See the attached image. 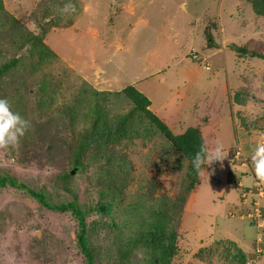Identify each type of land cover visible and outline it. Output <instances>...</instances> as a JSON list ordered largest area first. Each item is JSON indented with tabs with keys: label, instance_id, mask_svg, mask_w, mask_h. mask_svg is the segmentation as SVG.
<instances>
[{
	"label": "rangeland",
	"instance_id": "1",
	"mask_svg": "<svg viewBox=\"0 0 264 264\" xmlns=\"http://www.w3.org/2000/svg\"><path fill=\"white\" fill-rule=\"evenodd\" d=\"M64 1L3 0L5 10L40 34L60 61L39 69L36 77L12 76L0 91V97L7 96L9 101L17 96L27 101L23 115L35 135L0 148V174L43 192L53 205L71 200L80 206L95 205L99 166L84 164L66 182L61 179V174L73 168L64 161L65 126L54 131L53 139L36 136L38 118L30 101L44 80L56 83L57 104L68 98L82 101L77 90L85 81L107 93L100 95L107 96V109L125 114L131 104L112 94L133 86L150 97L149 109L165 123L169 121L166 125L172 133L204 125L196 128L205 149L214 148L216 141L222 145L224 159L213 162L207 169L210 175L198 173L178 229L181 249L175 263L238 264L235 255L241 249L250 256L248 264H264V190L259 196L253 180V193L245 196L243 177L230 176L240 172L239 166L251 157L236 140V132L243 122L264 121V17L255 13L251 0H74L77 7L62 11L70 5ZM71 10L76 14L68 22ZM206 37L214 48L204 51L200 44L206 43ZM233 45L247 46V53L237 54ZM15 53L13 44H0V64ZM235 92L251 97L240 106L233 102ZM58 117L50 116L53 124L57 125ZM139 123L138 135L142 125L152 134L119 147L128 167L126 200L150 191L179 197L188 183V162L171 151L149 120L141 128ZM86 124L77 122L74 127L79 131ZM236 152L240 153L237 157ZM188 199L184 198V205ZM74 222L70 213L44 208L23 189L0 188V264H83ZM201 248L209 249L203 261L193 258Z\"/></svg>",
	"mask_w": 264,
	"mask_h": 264
},
{
	"label": "trees",
	"instance_id": "2",
	"mask_svg": "<svg viewBox=\"0 0 264 264\" xmlns=\"http://www.w3.org/2000/svg\"><path fill=\"white\" fill-rule=\"evenodd\" d=\"M64 2L70 3L67 5L70 9L75 4L74 0ZM250 3L255 13L264 17V0H251ZM75 12L68 11L67 17L70 20L68 22L72 21L70 17ZM2 43L13 44L16 53L0 64V91L4 85L11 82L12 76L22 79L36 77L39 69L42 70L49 63L48 66L57 65L60 61L44 44L40 34L21 24L11 12L5 10L3 0H0V44ZM232 49L237 54L247 53V46L233 45ZM83 86L77 90L82 95V101L74 103L68 98L59 105L56 103V83L44 80L36 87L30 102L32 107H35L34 118H38L36 121L40 133L36 136L53 139L56 135L54 131L61 124L65 126V137L61 138V141L67 151L64 160L67 166H77L79 172L87 163L99 166L97 203L93 206L92 204L80 206L76 200H71L53 205L43 192L35 191L3 174H0V188L23 189L44 208L70 213L75 221L76 248L83 258V264H177L175 258L181 249L178 229L183 213L189 209L198 177L193 159L198 152L203 155L202 150L205 149L199 129L189 127L180 134L172 133L166 123L149 109L150 100L133 86L115 90L116 92L112 94L118 98H125L131 104L129 112L125 114H115L111 112L112 108L110 110L106 108L108 105L106 106L104 102L108 101L107 96L100 95L107 93L98 92L85 81ZM74 95L72 93L71 97ZM249 97L250 94L246 93L241 97L239 92H235L233 102L241 106ZM0 98L7 99V96ZM76 98L80 96L76 95ZM12 100H8L11 110L25 120L27 117L24 118L23 109L27 101L22 96ZM261 104L262 110L264 104L262 102ZM53 115L59 116L57 125L53 124L50 118ZM246 119L247 117H244V120ZM137 120L142 123L149 120L154 131L162 135L171 151L188 162L185 174L188 183L179 197L150 191L126 200L128 167H124L125 155L121 154L119 147L121 143L134 144L135 140L139 138L142 140L152 134L145 125L141 128L142 123H139L141 131L138 135L135 131ZM81 121L88 124L76 131L75 123L83 124ZM240 122L242 124L241 119ZM243 123L242 126L246 130L254 129L261 133L264 131V121L259 124L257 120ZM33 137L35 135L32 134V128L26 127L24 135L19 139L27 140ZM90 159L94 162H88ZM59 177L66 182L70 179V174L64 172ZM228 181L232 180L229 178ZM239 194L241 195V192ZM182 195L189 196L186 205H184L186 196L182 198ZM248 211H244V215ZM176 218L177 224H174ZM230 244L234 245L231 242ZM208 254L209 249L201 248L193 258H200L203 261V257ZM235 258L238 264H248L250 260V256L248 257L241 249Z\"/></svg>",
	"mask_w": 264,
	"mask_h": 264
},
{
	"label": "clouds",
	"instance_id": "3",
	"mask_svg": "<svg viewBox=\"0 0 264 264\" xmlns=\"http://www.w3.org/2000/svg\"><path fill=\"white\" fill-rule=\"evenodd\" d=\"M67 10L68 6L66 5L62 11ZM27 125L28 122L26 120L21 118L18 113L11 110L8 100L0 98V148L15 145L19 138L24 135ZM202 152L203 155L200 152L195 155L193 165L199 174L203 175L207 172L210 175L207 169L213 162L222 161L224 159L222 155V145L217 141L214 148L203 149ZM251 162L256 177L255 180L264 183V142H258L252 149ZM204 165H207V167H203ZM251 187L252 186L244 190L245 196H247L249 192L253 193Z\"/></svg>",
	"mask_w": 264,
	"mask_h": 264
},
{
	"label": "crops",
	"instance_id": "4",
	"mask_svg": "<svg viewBox=\"0 0 264 264\" xmlns=\"http://www.w3.org/2000/svg\"><path fill=\"white\" fill-rule=\"evenodd\" d=\"M207 36V35H206ZM206 43H205V40H204V43L203 45L200 44V48L203 49L204 51L207 49V48H214L211 47V45H209V42H208V38L206 37ZM205 44H206V47H205ZM192 48H195V47H192ZM196 49H192L191 51L194 52ZM190 51V52H191ZM145 95V94H144ZM147 96V95H146ZM148 97V96H147ZM256 97V96H255ZM149 100H150V97H148ZM257 98V97H256ZM150 107L152 106V101L150 100ZM149 107V108H150ZM152 109V108H150ZM152 111V110H151ZM160 111V109L158 110ZM154 113V112H153ZM164 118H165V121L166 119H168V117H166L165 113L163 114ZM157 117H161V115L157 112ZM167 123V122H166ZM179 123V121H178ZM167 125H169V121L167 123ZM203 129L204 125H196V127H198ZM169 127V126H168ZM186 129V128H185ZM184 129V130H185ZM184 130H181V133L184 131ZM202 131V130H201ZM241 133V137L237 136ZM204 134V133H203ZM216 139V137H215ZM236 140H238V142L240 143V145L242 144V147L245 150H248L247 152L245 151V153H247V155H252V150H249V147L251 146V144H253V148L256 146L255 144H257L258 142H264V131L261 133V132H257L255 131L254 129H250V130H246L243 126H241V131L239 132H236ZM206 141L208 142L209 139H206ZM217 142V141H216ZM233 149V148H231ZM230 149V150H231ZM249 153V154H248ZM244 157V156H243ZM240 172H232L230 173V176L232 175H235V174H238V178L241 176L243 177L242 179L244 180V188L245 187H250L251 184H252V181L256 178L255 177V174H254V170H253V165H252V162H251V157L248 159V161L245 163V164H241L240 166ZM238 168V167H236ZM230 178V177H229ZM248 181V182H246ZM246 182V183H245ZM235 187L237 188V185H240V183H238V180H236L235 182Z\"/></svg>",
	"mask_w": 264,
	"mask_h": 264
},
{
	"label": "built area",
	"instance_id": "5",
	"mask_svg": "<svg viewBox=\"0 0 264 264\" xmlns=\"http://www.w3.org/2000/svg\"><path fill=\"white\" fill-rule=\"evenodd\" d=\"M196 58V56H194V59ZM203 68L205 69H209L208 66L206 67V65H203ZM238 155H240L239 152H236V155L235 157H237ZM264 184V183H263ZM255 190L257 191L258 195L261 196V194L263 193V185L261 182H259L258 180H256L255 182ZM257 217V216H256ZM256 217H254V219L256 220H260V219H257Z\"/></svg>",
	"mask_w": 264,
	"mask_h": 264
},
{
	"label": "water",
	"instance_id": "6",
	"mask_svg": "<svg viewBox=\"0 0 264 264\" xmlns=\"http://www.w3.org/2000/svg\"><path fill=\"white\" fill-rule=\"evenodd\" d=\"M78 171V167L77 166H73L72 170L69 172L70 175H74L75 172Z\"/></svg>",
	"mask_w": 264,
	"mask_h": 264
}]
</instances>
